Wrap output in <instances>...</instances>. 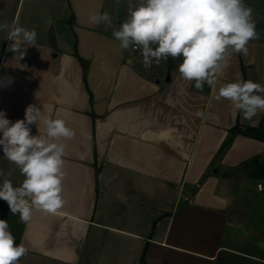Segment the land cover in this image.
I'll list each match as a JSON object with an SVG mask.
<instances>
[{"label": "crops", "instance_id": "1", "mask_svg": "<svg viewBox=\"0 0 264 264\" xmlns=\"http://www.w3.org/2000/svg\"><path fill=\"white\" fill-rule=\"evenodd\" d=\"M127 7L0 0V22L37 33L17 61L0 32V111L15 122L34 104L75 132L59 141L66 203L57 213L33 209L21 223L0 199V219L29 249L19 264H141L144 255L143 264H228L230 255L264 262L263 253L243 249L260 251L264 242L241 226L237 209L246 197L240 187L260 179L264 191V177L230 175L256 157L264 161L263 140L233 133L238 123L264 125V113L242 121L217 99L220 84L199 91L169 65L152 75L135 49L120 48L112 28L89 23L90 12L107 11L118 29ZM248 48L246 56L232 54L220 83L264 85V34ZM30 127L31 135L45 132L43 123ZM0 170L14 186L24 179L2 147Z\"/></svg>", "mask_w": 264, "mask_h": 264}, {"label": "clouds", "instance_id": "2", "mask_svg": "<svg viewBox=\"0 0 264 264\" xmlns=\"http://www.w3.org/2000/svg\"><path fill=\"white\" fill-rule=\"evenodd\" d=\"M115 2L119 5L121 0ZM127 5V15L118 29L107 11L90 12L89 23L112 28L122 50L140 51L146 69L169 57L181 59V77L194 81L199 91L205 83L210 87L220 84L217 99L228 100L242 121L264 113V85L252 80L220 83L232 54L246 56L249 42L259 39L253 9L245 0H127ZM0 32L13 41L8 50L15 53L17 61L24 58L28 46L36 44L35 29L17 23L0 22ZM8 81L11 83V78ZM34 123L38 130L43 123L45 132L31 135ZM74 136L63 119L43 113L37 105L27 106L24 119L15 122L0 111V147L24 177L14 186L7 178L11 173L0 170V199L7 202L13 215H19V222L28 223L33 209L55 214L65 205L66 145L59 141ZM28 251L23 242L15 243L9 223L0 219V264H19Z\"/></svg>", "mask_w": 264, "mask_h": 264}, {"label": "rangeland", "instance_id": "3", "mask_svg": "<svg viewBox=\"0 0 264 264\" xmlns=\"http://www.w3.org/2000/svg\"><path fill=\"white\" fill-rule=\"evenodd\" d=\"M245 2L253 9V17L256 21V30L260 34H264V0H245ZM127 4L126 0H121V3L117 5L116 12L120 13L121 8ZM171 62V63H170ZM182 62L181 59H172L171 57L168 60L161 61L159 65L153 62V65L150 68H147L152 75H157L160 72V69L164 66L169 65L170 67L177 68ZM170 63V64H169ZM264 130V128H263ZM253 170L252 168L240 169L239 171L230 172V175L236 176L241 173H248ZM258 182H263L260 179H249L245 182L243 187L240 189L245 193L246 197L239 196V202H237V209L240 213L239 217L243 218V223L241 226L254 234L259 241L264 242V191H259L257 188ZM242 198V199H241ZM246 237H241V240L245 242ZM263 246V245H262ZM264 247V246H263ZM261 247L260 251H256L253 248L249 247L247 244L244 245L243 249H246L250 252H261L264 255V248ZM231 260L228 264H264V262L254 261L248 257L230 255Z\"/></svg>", "mask_w": 264, "mask_h": 264}, {"label": "trees", "instance_id": "4", "mask_svg": "<svg viewBox=\"0 0 264 264\" xmlns=\"http://www.w3.org/2000/svg\"><path fill=\"white\" fill-rule=\"evenodd\" d=\"M264 125L254 127L249 125H242L240 123L233 129L234 134H245L251 137H255L264 141ZM252 175L258 177H264V161H261L259 158H254L250 163L245 164V168H252ZM145 256V255H144ZM144 256L141 260V264L144 263Z\"/></svg>", "mask_w": 264, "mask_h": 264}, {"label": "built area", "instance_id": "5", "mask_svg": "<svg viewBox=\"0 0 264 264\" xmlns=\"http://www.w3.org/2000/svg\"><path fill=\"white\" fill-rule=\"evenodd\" d=\"M135 51L137 52L138 55L142 56L139 50L135 49ZM258 187H259L260 190H264V185L259 184Z\"/></svg>", "mask_w": 264, "mask_h": 264}, {"label": "water", "instance_id": "6", "mask_svg": "<svg viewBox=\"0 0 264 264\" xmlns=\"http://www.w3.org/2000/svg\"><path fill=\"white\" fill-rule=\"evenodd\" d=\"M169 79V78H168Z\"/></svg>", "mask_w": 264, "mask_h": 264}]
</instances>
